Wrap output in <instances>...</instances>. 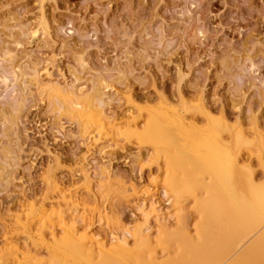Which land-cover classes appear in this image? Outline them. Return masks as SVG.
Here are the masks:
<instances>
[{
  "label": "rangeland",
  "instance_id": "374dc122",
  "mask_svg": "<svg viewBox=\"0 0 264 264\" xmlns=\"http://www.w3.org/2000/svg\"><path fill=\"white\" fill-rule=\"evenodd\" d=\"M148 111L243 137L237 160L262 184L264 0H0V264H14L16 246L20 264L48 262L27 230L44 208L112 242L142 223L146 191L168 228L198 220L193 199L176 202L160 182L175 173L166 150L122 135Z\"/></svg>",
  "mask_w": 264,
  "mask_h": 264
},
{
  "label": "bare ground",
  "instance_id": "6f19581e",
  "mask_svg": "<svg viewBox=\"0 0 264 264\" xmlns=\"http://www.w3.org/2000/svg\"><path fill=\"white\" fill-rule=\"evenodd\" d=\"M73 105L82 107L81 103ZM88 114L94 115L92 112ZM144 115L147 117L143 127L135 125L131 128L127 127L128 124L122 135L149 142L156 152L164 153L166 150L165 166L172 167L175 173L170 176L164 168L160 182L170 188L176 202L191 197L198 220L188 224V216L178 213L177 224L172 229L168 228L169 225L164 223L170 218L146 191L141 193L142 202L137 205L142 223L132 229L120 228L112 242L98 239L90 233L81 234L78 225L82 220L67 219L64 210L57 211L62 209L60 206L56 211V206L51 209L54 212L44 208L36 214V224L27 221V230H34L36 235L44 238L41 242L45 243L49 255L48 262L46 260L44 264H264V182L257 184L250 173H244L246 167L237 160L238 146L246 145L245 139L239 136L236 141L230 134H222L214 123H208L199 131L182 118L164 121L160 115L166 114L152 111ZM107 122L99 119L102 127L99 131L105 129L114 136L115 127L119 125ZM234 140L238 145L233 144ZM181 166L186 168L181 171ZM262 178L264 180V174ZM61 194L65 200V193ZM66 202V205L72 203ZM77 216L80 217L79 213ZM151 219L157 221L158 228L150 226ZM20 220L22 218L19 219L22 222ZM19 250L16 246L12 251L15 252L14 264H20L19 259L25 256L18 253Z\"/></svg>",
  "mask_w": 264,
  "mask_h": 264
}]
</instances>
